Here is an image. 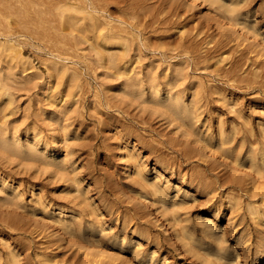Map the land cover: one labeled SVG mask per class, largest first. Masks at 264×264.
<instances>
[{"label": "rangeland", "instance_id": "rangeland-1", "mask_svg": "<svg viewBox=\"0 0 264 264\" xmlns=\"http://www.w3.org/2000/svg\"><path fill=\"white\" fill-rule=\"evenodd\" d=\"M0 136V264H264V0H0Z\"/></svg>", "mask_w": 264, "mask_h": 264}, {"label": "bare ground", "instance_id": "bare-ground-1", "mask_svg": "<svg viewBox=\"0 0 264 264\" xmlns=\"http://www.w3.org/2000/svg\"><path fill=\"white\" fill-rule=\"evenodd\" d=\"M81 2H82V1H81ZM80 8H81V7H80ZM74 9H75V8H74ZM65 11H66V10H65ZM83 11H84V10H83ZM75 12H76V11H75ZM83 13H84V12H83ZM69 18H70V17H69ZM70 19H71V18H70ZM78 19H79V18H78ZM84 23H85V22H84ZM228 23H229V22H228ZM81 25H82V24H81ZM95 26H96V25H95ZM47 28H48V27H47ZM101 28H103V27H101ZM106 28H107V27H106ZM30 29H31V28H30ZM91 29H93V28H91ZM98 31H99V30H98ZM101 31H102V29H101ZM103 31H104V30H103ZM80 34H81V33H80ZM85 35H86V34H85ZM73 37H74V36H73ZM82 37H83V36H82ZM86 37H88V36H86ZM93 39H94V38H93ZM110 39H111V38H109L108 40H110ZM114 39H115V38H114ZM62 40H63V39H62ZM106 40H107V39H106ZM106 40H105V41H106ZM108 40H107V41H108ZM111 40H112V39H111ZM95 41H96V42H95V44H96V43H97V40H95ZM98 41H99V38H98ZM99 42H100V41H99ZM101 43H102V42H101ZM76 44H77V43H76ZM118 44H120V43H118ZM102 48H103V47H102ZM102 48H101V49H102ZM98 49H99V48H98ZM101 49H100V50H101ZM103 50H104V49H103ZM106 52H107V50H106ZM108 52L110 53V51H108ZM19 54H20V53H19ZM103 54H104V53H103ZM103 54H102V55H103ZM113 54H114V53H113ZM113 54H112V56H113ZM99 55H100V54H99ZM104 55H105V54H104ZM109 56H110V55H109ZM105 57H106V55H105ZM102 59H103V58H102ZM100 60H101V57H100ZM110 60H111V59H110ZM5 69H6V68H5ZM73 75H74V74H73ZM141 81H142V80H141ZM167 84H168V83H167ZM152 87H153V86H152ZM157 88H158V87H157ZM2 89H3V87H2ZM155 89H156V87H155ZM157 91H158V90H157ZM152 95H153V94H152ZM166 99H167V98H166ZM194 100H195V99H194ZM175 118H176V117H175ZM178 120H179V119H178ZM3 136H4V135H3ZM13 136H14V133H13ZM1 137H2V136H0V139H1ZM15 137H16V136H15ZM15 137H14V139H15ZM24 137H25V140H24V139H23V140H24L25 142H22V143H21V145H22L23 147L26 146V143L28 142V139H29L27 135L24 136ZM24 137H23V138H24ZM12 138H13V137H11V141H12ZM8 139H9V138H8ZM8 139H6V142H7ZM14 139H13V141H14ZM36 139H37V138H36ZM3 140H4V139H3ZM15 141H17V140H15ZM15 141H14V142H15ZM20 141H21V139H20ZM29 141H30V140H29ZM3 144H5V142H4ZM17 144H18V143H17ZM19 146H20V145H19ZM23 147H22V148H23ZM4 150H5V149H4ZM52 155H53V154H52ZM55 156H56V155H55ZM55 158H56V157H55ZM56 159H57V158H56ZM235 162H236V161H235ZM31 163H32V162H31ZM253 212H254V211H253ZM208 221H209V220L206 221L207 223H206L205 221H204V222H205L206 224H208ZM202 223H203V222H202ZM206 224H205V225H206ZM209 224H211V222H209ZM209 224L206 225V229H207V231H208V226H209V230H210V229L213 230V228H211L212 225L210 226ZM214 229H215V227H214ZM210 232H211V231H210ZM211 233H212V232H211ZM210 238H211V237H210ZM213 238H214V233H213ZM214 239H215V238H214ZM187 241H188V240H187ZM186 243H187V242H186ZM186 243H185V244H186ZM208 243H209V242H208ZM215 245H216V244H215ZM204 246H205V245H204ZM220 247H221V246H220ZM262 247H263V246H262ZM262 247H261V248H262ZM209 248H210V247H209ZM224 248H225V247H224ZM218 251H219V250H218ZM258 251H259V250H258ZM221 252H222V251H220V253H221ZM217 255H218V254H217ZM258 258H259V257H258ZM258 258H257V259H258ZM257 261H258V260H257Z\"/></svg>", "mask_w": 264, "mask_h": 264}]
</instances>
